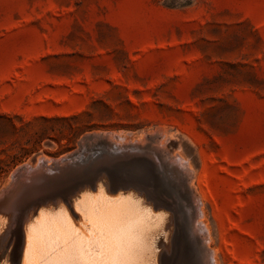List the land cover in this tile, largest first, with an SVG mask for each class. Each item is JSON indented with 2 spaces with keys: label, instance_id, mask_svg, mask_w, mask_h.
<instances>
[{
  "label": "rangeland",
  "instance_id": "374dc122",
  "mask_svg": "<svg viewBox=\"0 0 264 264\" xmlns=\"http://www.w3.org/2000/svg\"><path fill=\"white\" fill-rule=\"evenodd\" d=\"M71 154L82 167L17 190L0 264L41 200L77 219L63 200L96 174L173 204L165 264L197 262L189 194L217 264H264V0H0V191ZM175 154L185 181L162 173Z\"/></svg>",
  "mask_w": 264,
  "mask_h": 264
},
{
  "label": "bare ground",
  "instance_id": "6f19581e",
  "mask_svg": "<svg viewBox=\"0 0 264 264\" xmlns=\"http://www.w3.org/2000/svg\"><path fill=\"white\" fill-rule=\"evenodd\" d=\"M155 132L156 131H154L153 133ZM153 136L154 134L152 135V137ZM140 138L142 139V136ZM118 141L120 142L121 140L118 139ZM155 146L156 147L154 148L158 152L163 147L158 143H156ZM96 148L98 147L96 146ZM118 148L122 149L123 147L119 146ZM91 149L95 150V148H91ZM175 155H176L175 157L166 160L167 165L170 164L169 166H172L173 171L169 172L168 174L169 176H167L166 172H162V173H164V175L167 178L174 177L175 179L178 176H181V181H185V179L191 177L192 169L189 168L188 165L189 162L187 163L184 157L183 158L185 160L182 157H177V154ZM102 156L104 157L105 155ZM49 159L46 160L47 162L46 164H49L48 163L50 162ZM101 163L102 162H100L99 164ZM25 166L29 168H33V166H30L28 164ZM100 166L102 167V165ZM156 166L162 169L161 167L162 165L159 161L156 162ZM96 167L94 169H96ZM39 183L40 181L36 182L33 185V187L35 185H39ZM179 186L181 187L180 188L181 191L184 190L182 184L181 185L179 184ZM130 188H134L142 194L138 195L133 191L121 193L122 192L121 190V192L118 191L117 193H114L112 195L109 194L105 190V188L102 187V184L100 183L97 184L96 189H94L93 191H90L88 189H82L77 191L75 193V197L72 203L69 205L70 209L73 208L74 215H76L77 219H74L72 215L64 208L63 205L59 204L56 206V204L60 202H57L55 204L56 206L55 208L50 207L48 203H45V206L41 208L38 212H32L27 216L25 215L26 216L25 217L26 219H24L25 221L21 222L23 227H22V240H21L22 243H21L19 255H17V249L19 246V243L17 241L14 243L15 246L13 252L10 255L5 256L6 258L4 259L2 264H165V260L167 259L165 255V251L169 248V245L175 247L176 234L172 232V228L174 227L173 220L167 217L168 214L166 212L160 211L161 208L159 207L163 205L166 208H168L170 211H173V206H172L173 204L171 205L168 204L167 202H163L162 204L158 202L157 199L153 198L154 196L151 197V195H149L150 192H147L148 194L147 193L143 194V192L141 191L142 188L140 186L130 185L128 189ZM195 189L196 188H194V190ZM18 192L19 194L22 193V191H18ZM15 196H17V194ZM158 199L160 200V198ZM189 200L195 203L193 207V211L191 210L192 220L194 221L195 226L192 227L193 231L189 230L188 236H190V240L193 237L195 239L196 234H194V232L197 231L200 234V241H202L200 243L198 242L193 243V241L190 242L197 249L196 264H217L214 252L210 250L208 247H206V244L207 245L209 244L208 240H210V238H208V240L205 238V235L206 234L209 235V233L207 226L202 221L203 211L196 202L195 196H193V194H189ZM181 215L183 214H181L180 212L179 216ZM4 220L5 217L0 216V231L3 228ZM162 240L167 243V246H164L162 244L161 242ZM176 256L177 255H175V257ZM172 259L174 260V258Z\"/></svg>",
  "mask_w": 264,
  "mask_h": 264
},
{
  "label": "water",
  "instance_id": "95a60500",
  "mask_svg": "<svg viewBox=\"0 0 264 264\" xmlns=\"http://www.w3.org/2000/svg\"><path fill=\"white\" fill-rule=\"evenodd\" d=\"M122 149L115 148L113 149L114 152L113 151L110 153L107 152L108 153L107 155L112 156L116 154L117 151L122 150ZM77 158L78 157L76 156V154H72L67 159H63L60 162L54 163L53 166H45L44 163H40L35 168L24 167V168L18 169L13 175L14 182L11 185L7 186L5 189H2L0 191V215L6 218L11 217L9 212L12 207V201H13L14 196L17 194V190L19 188L24 187V188L29 189L33 187V185L38 181H40L41 183L45 180H48L50 179V177H52V175L54 174V171L63 172L68 169L74 171L76 168L82 167L83 166L81 164L82 162L81 161L79 162ZM98 183H101L107 192H110L113 194L117 193L119 190H123V191L128 190V187H130V185H126V184L125 185H113L109 183L107 185L104 183L102 176L99 174H96V175H93L90 180L79 183L78 185L74 186L72 190L70 191V194H69L70 196L67 199H64L63 203H67V204L68 202L69 204L70 202L72 203L73 197L77 191L86 189V188L94 190L96 189V186ZM54 201L55 202H52L54 205L57 202H60L55 199ZM41 202H42L41 204L48 203V201L45 199L41 200Z\"/></svg>",
  "mask_w": 264,
  "mask_h": 264
}]
</instances>
